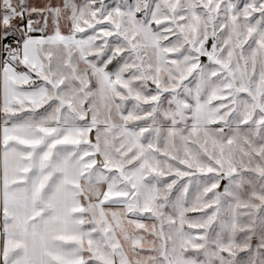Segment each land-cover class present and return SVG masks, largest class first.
<instances>
[{"label": "snow or ice", "instance_id": "1", "mask_svg": "<svg viewBox=\"0 0 264 264\" xmlns=\"http://www.w3.org/2000/svg\"><path fill=\"white\" fill-rule=\"evenodd\" d=\"M0 264H264V0H0Z\"/></svg>", "mask_w": 264, "mask_h": 264}]
</instances>
